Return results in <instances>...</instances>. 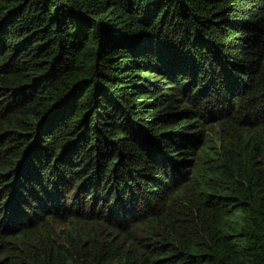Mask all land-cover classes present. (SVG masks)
I'll list each match as a JSON object with an SVG mask.
<instances>
[{"label": "trees", "instance_id": "trees-1", "mask_svg": "<svg viewBox=\"0 0 264 264\" xmlns=\"http://www.w3.org/2000/svg\"><path fill=\"white\" fill-rule=\"evenodd\" d=\"M0 264H264V0H0Z\"/></svg>", "mask_w": 264, "mask_h": 264}]
</instances>
